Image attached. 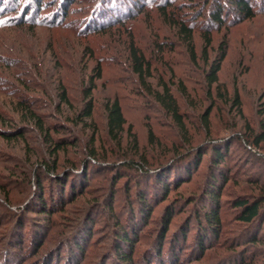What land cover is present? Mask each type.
Masks as SVG:
<instances>
[{"label":"rangeland","instance_id":"obj_1","mask_svg":"<svg viewBox=\"0 0 264 264\" xmlns=\"http://www.w3.org/2000/svg\"><path fill=\"white\" fill-rule=\"evenodd\" d=\"M225 1L0 0V264H125L116 253L122 226L134 235L131 264H264V219L242 223L234 207L264 196V142L246 146L264 107V0H252L257 15L244 22L223 9L220 28L208 17ZM223 41L226 57L208 86L204 58ZM130 45L149 63L144 80ZM97 65L93 115L79 121ZM165 89L179 122L156 99ZM115 99L126 121L116 141L104 107ZM213 146L229 147L216 236L199 217L221 169L211 166ZM50 166L56 176L43 170Z\"/></svg>","mask_w":264,"mask_h":264},{"label":"trees","instance_id":"obj_2","mask_svg":"<svg viewBox=\"0 0 264 264\" xmlns=\"http://www.w3.org/2000/svg\"><path fill=\"white\" fill-rule=\"evenodd\" d=\"M225 5L223 4H215L214 10L210 12L208 20L211 24L219 26L220 28L224 26L225 19H224V12L223 9L228 11L229 14L232 15L234 20L236 22H244L247 20L253 19L257 15V10L252 5V0H226ZM167 5V2H166ZM161 10H164L161 7ZM181 30L188 35V45L189 46V55L190 58L195 60V52L191 44V33L189 32V29L186 28L184 25L181 26ZM210 38L208 35H205L204 38V46L202 48V54L206 56L207 50L210 47ZM226 43L223 41L218 46V54L217 56L210 62H208L207 58L205 59V62L208 63V72L206 73V81L208 86L214 84L217 82V75L221 69V65L226 57ZM130 58H131V64H132V70L133 73L136 74L139 78L144 80V76L149 73L150 66L149 63L144 59L143 55L139 52L137 48H135L133 45H130ZM93 74L89 75L88 77V85L84 88L83 97H84V104L82 109L78 112L76 118L81 121L83 119H91L94 111V100L92 97V92L95 89V82L101 78V68L99 65L94 67L92 69ZM262 97H264V89L262 91ZM60 100L62 102L67 103V96L66 92L63 90L60 93ZM157 101L166 108V110L178 120L179 114L177 110V106L175 101L173 100L170 92L168 89H165L162 94L156 95ZM237 103V99H235ZM22 105V104H21ZM24 105L23 108H25ZM105 111H106V128L108 136L112 140H117L119 136L124 132V127L126 125L125 118L122 113L121 105L118 100H112L107 101L104 105ZM26 112L29 113V118L34 122L36 126H38L42 130V121L40 120L39 116L29 110V108H26ZM208 113H206V116ZM258 115L261 117L260 122V132L254 134L252 140L250 142H246L247 147H256L259 148L261 143L264 142V107L262 109L258 110ZM179 122V120H178ZM130 129V128H129ZM128 129V130H129ZM150 132V130H149ZM4 137H8V133H2ZM149 135L152 136L151 133ZM133 137V140H135V137ZM60 148V145L57 144L54 146L53 152H55L57 149ZM212 157H211V166L214 168L220 167L218 172H213L212 175L209 177V185L207 186V190L205 192V199L209 203V208L204 209L201 208L199 210L201 220L206 225V228L212 233L213 236L218 235V231L221 227V213H220V205H219V197L221 195L222 186L223 184L227 183L228 181V174L226 173L225 168L222 166L226 163V159L228 157V151L229 147H218L213 146L212 150ZM199 158V155H197ZM135 168L138 171H142L144 169L140 164L135 166ZM218 169V168H217ZM43 170L49 175V176H56V170L55 167H44ZM187 174V173H186ZM35 179L37 181L39 189H41L40 184L42 183L41 175L39 174V171H37V175L35 176ZM66 180V177H64ZM156 182H158L159 185H161L162 189L165 190V192L168 190L167 187V180L166 179H159L157 178ZM62 185L65 184H61ZM222 185V186H221ZM64 189V188H62ZM164 195H167V192L164 193ZM139 199H145V196L139 193ZM140 203H142L144 211L149 212V205L146 204L145 200H140ZM234 207L236 210L239 211L238 213V220L242 223H252L257 221V227L259 226L258 221L261 219H264V196L261 198H258L254 201L249 202L248 200H236L234 202ZM45 208V206H44ZM169 221V217H166L163 222V227L165 228L167 223ZM121 229L118 232V237H116L117 243H116V253H117V259L122 261V263L125 264H131L132 258H131V249L134 246L133 244V238L134 235L131 232H127L125 227L122 226ZM251 241H258L256 238V235L251 238ZM199 248L200 250L203 249V241H199ZM128 251V252H127ZM202 252V251H201ZM160 255V253H159Z\"/></svg>","mask_w":264,"mask_h":264}]
</instances>
